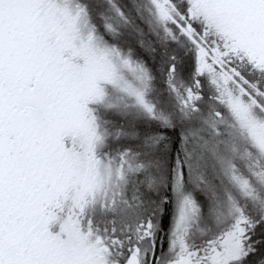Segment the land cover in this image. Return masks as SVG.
Wrapping results in <instances>:
<instances>
[{
    "label": "snow or ice",
    "instance_id": "obj_1",
    "mask_svg": "<svg viewBox=\"0 0 264 264\" xmlns=\"http://www.w3.org/2000/svg\"><path fill=\"white\" fill-rule=\"evenodd\" d=\"M0 264H264V0H0Z\"/></svg>",
    "mask_w": 264,
    "mask_h": 264
}]
</instances>
